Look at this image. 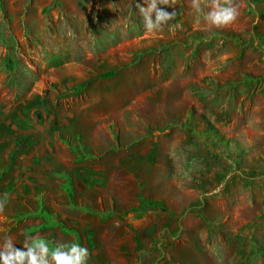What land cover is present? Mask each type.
<instances>
[{"label":"rangeland","instance_id":"obj_1","mask_svg":"<svg viewBox=\"0 0 264 264\" xmlns=\"http://www.w3.org/2000/svg\"><path fill=\"white\" fill-rule=\"evenodd\" d=\"M137 3L0 0V244L56 228L88 264H264V0L223 28L169 0L157 33Z\"/></svg>","mask_w":264,"mask_h":264},{"label":"clouds","instance_id":"obj_2","mask_svg":"<svg viewBox=\"0 0 264 264\" xmlns=\"http://www.w3.org/2000/svg\"><path fill=\"white\" fill-rule=\"evenodd\" d=\"M136 8L143 28L147 33H157L171 24L176 18V11L169 0H143ZM173 9L171 12L166 9ZM192 9L199 19L210 28H223L236 22L240 15L233 0L226 3L221 0H192ZM6 201H0L3 212ZM89 249L78 242L55 243L39 236H25L22 248L16 247L13 239L6 236L0 244V264H88Z\"/></svg>","mask_w":264,"mask_h":264},{"label":"crops","instance_id":"obj_3","mask_svg":"<svg viewBox=\"0 0 264 264\" xmlns=\"http://www.w3.org/2000/svg\"><path fill=\"white\" fill-rule=\"evenodd\" d=\"M93 177V175H91V178ZM99 203L101 205V208L102 210H104L102 204H103V198H100L99 199ZM140 206H141V203H140ZM140 208V207H139ZM138 207L137 208H133L132 209V212L131 214H135L136 210L139 209ZM55 212H59V214L61 215V217L63 218V220L65 222H69L71 224H73L77 229H78V226L81 227L82 230L86 229V228H90V227H93L94 225H98V224H106L108 223L110 220H112L113 223L115 224H123V217L116 214V213H113L111 211H107L103 214H95V212H91V213H87V211H80V214L75 216V215H70L65 209H62V208H54ZM72 210V209H70ZM77 210V209H76ZM38 211V209H36V212ZM36 214V213H35ZM35 214H31L28 216V218L26 217L25 220H23L21 222V224H30V225H40L41 229L40 230H43L42 232L43 233H46L47 230H45L43 227H45V221H42L43 218L40 217L38 214L35 215ZM35 216V217H33ZM3 220H1L0 218V223H2ZM44 222V223H42ZM20 224V226H21ZM23 227H21L22 229ZM48 229L47 233H48V236L47 235H40V231L39 233H37V235H34V236H39L41 238H44L50 242H54V241H58V240H61L63 239L64 237L67 238L66 235L63 234L62 230L61 229H56V228H46ZM28 229H26L27 231ZM22 232L25 231V229L23 228V230H21ZM0 232H2V230H0ZM36 233V232H35ZM69 237V236H68ZM70 238V237H69ZM72 238V236H71ZM55 244V243H53ZM23 247V245H21Z\"/></svg>","mask_w":264,"mask_h":264},{"label":"trees","instance_id":"obj_4","mask_svg":"<svg viewBox=\"0 0 264 264\" xmlns=\"http://www.w3.org/2000/svg\"><path fill=\"white\" fill-rule=\"evenodd\" d=\"M26 142H28V141H26V140L23 141V140H22V141L19 142V146H18L16 152L13 153V155H12L13 158H15V157H17L19 154H21V152L24 150V146H25V143H26Z\"/></svg>","mask_w":264,"mask_h":264}]
</instances>
